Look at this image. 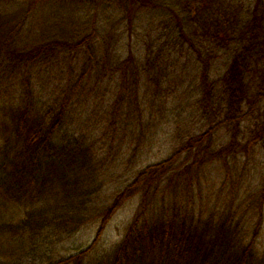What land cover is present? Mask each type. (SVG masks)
<instances>
[{
    "label": "trees",
    "instance_id": "16d2710c",
    "mask_svg": "<svg viewBox=\"0 0 264 264\" xmlns=\"http://www.w3.org/2000/svg\"><path fill=\"white\" fill-rule=\"evenodd\" d=\"M22 1L0 0L13 9L0 19V264H264V0H74L72 34L32 49L20 42L43 0ZM169 83L187 84L205 129L96 203L93 130L138 126V151ZM134 197L108 261L87 262ZM91 223L94 240L63 256Z\"/></svg>",
    "mask_w": 264,
    "mask_h": 264
},
{
    "label": "rangeland",
    "instance_id": "374dc122",
    "mask_svg": "<svg viewBox=\"0 0 264 264\" xmlns=\"http://www.w3.org/2000/svg\"><path fill=\"white\" fill-rule=\"evenodd\" d=\"M29 1L30 0L22 1L25 7H27ZM75 2L74 0H43L40 6L38 5L36 7L33 19L29 22L26 30L23 31L20 46L32 49L35 48L37 44L55 42L58 40L62 42L66 40L63 38L72 34L79 19V15L72 10V4ZM4 8L5 10H1L0 12V19L11 15L13 11V9ZM120 30L123 31L126 29L122 27ZM123 38L124 42L130 39L128 31L125 32ZM131 40H136L134 35H132ZM101 50L102 48L98 52L99 58L101 57ZM78 68L79 67H77V71L79 70ZM190 70L191 69L188 68V71ZM169 85L170 83L166 85V88L169 87L171 91L168 93L170 95L166 97L169 99L164 101L165 108L162 113L155 112L153 125L150 129H144L146 137H144V143L138 151L134 152V147L129 149L132 144L131 140L133 138V133L137 131L140 135L141 132H143V129L138 126H129L128 124L122 126L120 131L115 134V140H113V137H115L113 134L112 136H107L108 139H106L101 130H99L101 127L93 130L95 136L92 137V139L95 140L96 143L98 142L97 147H100L102 153L100 154L103 155L100 159L101 175L99 176V181H97L96 186L94 185V189L98 190L95 194L97 196L96 203L104 202L105 205L110 202L115 192L131 182L139 170L148 164L165 159L187 136L199 134L205 129L202 122H199L196 118L192 119L190 117V114L194 111L185 100V98H187V84L184 88H178L176 85L175 87L178 88L177 90H175V87V89H173V87ZM174 90L175 93H173ZM152 92L153 90L150 91L151 95ZM46 94L47 93H44L43 95ZM109 102L110 99L107 97L106 103ZM158 105L159 103H157V106ZM93 125L94 123H91L89 126L90 130L94 128ZM217 137L219 139V144L228 140V136L224 131L219 132ZM100 143H103V145ZM262 158L263 154H258L257 159L262 160ZM255 174L256 176L253 177V179L256 180L259 176L257 173ZM138 205L139 199L134 197L118 210L105 229L99 244L87 258V262L91 260L93 263L98 261L103 262L112 254L115 247L123 238L125 229L132 220ZM93 224L94 223L84 226L75 236L66 239V241L60 245L61 248H65V251L63 250V256H70L75 253L76 250L86 248L94 240L97 226ZM260 242L264 246V223ZM107 261L108 260H106V262Z\"/></svg>",
    "mask_w": 264,
    "mask_h": 264
}]
</instances>
